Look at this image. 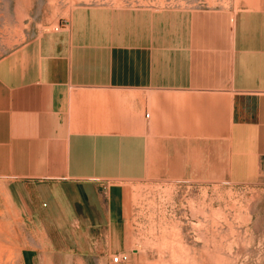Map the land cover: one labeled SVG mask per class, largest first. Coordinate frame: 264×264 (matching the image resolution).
<instances>
[{
    "label": "crops",
    "instance_id": "obj_1",
    "mask_svg": "<svg viewBox=\"0 0 264 264\" xmlns=\"http://www.w3.org/2000/svg\"><path fill=\"white\" fill-rule=\"evenodd\" d=\"M0 177L114 243L131 182L264 184V0L75 5L0 57Z\"/></svg>",
    "mask_w": 264,
    "mask_h": 264
},
{
    "label": "rangeland",
    "instance_id": "obj_2",
    "mask_svg": "<svg viewBox=\"0 0 264 264\" xmlns=\"http://www.w3.org/2000/svg\"><path fill=\"white\" fill-rule=\"evenodd\" d=\"M82 3L228 7L234 0H0V57ZM129 188V226L114 243L106 233L100 241L98 232L84 234L69 201L47 200L43 185L0 177V264H28L29 245L35 264H264V184L135 181ZM28 192L36 200L24 201ZM121 253L127 258L113 261Z\"/></svg>",
    "mask_w": 264,
    "mask_h": 264
},
{
    "label": "built area",
    "instance_id": "obj_3",
    "mask_svg": "<svg viewBox=\"0 0 264 264\" xmlns=\"http://www.w3.org/2000/svg\"><path fill=\"white\" fill-rule=\"evenodd\" d=\"M125 258H127V255L126 254H123V253H121V254H115L113 256V261L120 262V261H123V259H125Z\"/></svg>",
    "mask_w": 264,
    "mask_h": 264
}]
</instances>
